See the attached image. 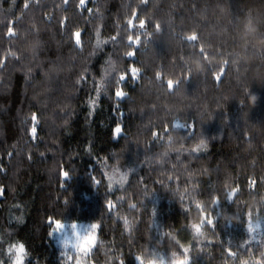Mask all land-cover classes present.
Wrapping results in <instances>:
<instances>
[{
	"label": "trees",
	"instance_id": "1",
	"mask_svg": "<svg viewBox=\"0 0 264 264\" xmlns=\"http://www.w3.org/2000/svg\"><path fill=\"white\" fill-rule=\"evenodd\" d=\"M0 190V264H75L50 217L98 225L81 264H264V0H0Z\"/></svg>",
	"mask_w": 264,
	"mask_h": 264
},
{
	"label": "snow or ice",
	"instance_id": "2",
	"mask_svg": "<svg viewBox=\"0 0 264 264\" xmlns=\"http://www.w3.org/2000/svg\"><path fill=\"white\" fill-rule=\"evenodd\" d=\"M65 3H67V0H65ZM85 3H86V0H80V5L82 7L85 5ZM24 7L25 8L28 7V3L27 2H25ZM135 17H136V13L133 12L132 19H130L128 21L129 28L135 27V25L133 23V21L135 20ZM10 25H11V22H10ZM145 25H146V22L144 20H140L138 27L140 29H143V28H145ZM156 27L159 28V25H157ZM8 35L9 36L14 35V30H13L12 27L8 28ZM74 36H75V43L77 45H79L80 44V32L79 31L75 32ZM113 39H115V37H113ZM127 39H128L129 46L139 45V43H140V37L138 35L135 38H133L132 35H129ZM187 40L188 41H196L197 40V36L194 37V38H191V39H187ZM200 51H201L202 54L204 53L202 48L200 49ZM134 55H135V49L133 48L132 50H130L128 52L127 56L128 57H133ZM140 71L141 70L138 67H134V66L130 67L127 72L120 74L119 80L117 81V83L120 84L121 82H123L126 79H128L129 76H131V78L133 80L137 79ZM160 77H161V74L158 75L157 78L160 79ZM179 83L174 84L173 88L176 85H178ZM99 90L100 89L97 88V93H99ZM114 95L119 100V99H123L125 96H127V93L122 89V87H117L116 90H115ZM246 95L247 96L251 95V93H247ZM93 103H95V102L93 101ZM240 103H241V105L245 106L247 102L245 100H241ZM36 119H37L36 115L33 114L32 120L36 121ZM174 127H176V128H189V129L192 128L191 125H182V124H179V123L174 125ZM31 131H32L33 136L35 137V134H36L35 126H33ZM121 132H122V128H121V126L118 125L114 129V136L118 137L121 134ZM157 135H158L157 133H153L154 138ZM188 135H194V130L190 131L188 133ZM203 145H204V141L201 140L200 143L194 149H192V151L193 152L198 151L200 148L203 147ZM105 175L107 176V173H105ZM62 176H63L64 180H67V179H70L71 174L67 170H65V171L62 172ZM107 179L110 182L108 184L109 190H112L113 189L112 177L107 176ZM92 182H93L94 186H98V185H100L101 180L98 179L96 176H93L92 177ZM252 183L254 184L255 181H253ZM0 194H2V190H0ZM233 194L234 193H229L228 201L232 200V195ZM213 204L215 206H217L219 204V199L218 198L213 199ZM106 207L109 210H111L112 208L115 207V204L112 201H107L106 202ZM135 207H136V205L134 204L133 208H135ZM196 207L198 209H200L201 205L197 204ZM248 215H249V221L246 224V228H247V232L249 233V237H248L247 240L243 241L239 247H244L247 244L251 243V241L253 239H255V237L252 236V233L255 232L256 231V227L259 226L258 224L256 226H254L252 224V222H251V219H250L251 213H249ZM201 216H202V224L199 223V224H193L192 225V228H193L194 232L199 231L200 227H202V225L205 224V223L208 226H211V227L215 228V220L211 217V215H206L203 212V210L201 209ZM226 222H228L229 224L232 223V221H230V220H226ZM48 223L51 226V231H50L49 235H54V234H60L61 235L60 244H61V248H62V251H61V255L62 256L66 255L68 253L69 248H71L74 252L77 253V256H80V257L83 258V257L88 256L89 253L92 251V249L96 245V244H90L88 246L86 252H81L80 251L81 242L85 239V237L88 235L89 232L96 233L98 225L90 224V225H87V226H81V225H79L77 223H74V222L66 223V222H64L62 220L54 219V218H51V217L48 219ZM69 233H71V234H69ZM176 242L179 243V241H176ZM181 247L183 248V255L186 254L189 257L187 264H190L191 258L188 255L189 248H185V247H183V245H181ZM7 252L10 255L12 264H25V259H26V256H27V249H26L25 245L22 242H16V243L11 244L7 248ZM229 254L230 255H235V253H232L231 251L229 252ZM68 259L71 260L72 256H68ZM135 259L137 260V264H143L141 256H136ZM120 264H125V262L123 260H121ZM161 264H164L163 260H161Z\"/></svg>",
	"mask_w": 264,
	"mask_h": 264
},
{
	"label": "rangeland",
	"instance_id": "3",
	"mask_svg": "<svg viewBox=\"0 0 264 264\" xmlns=\"http://www.w3.org/2000/svg\"><path fill=\"white\" fill-rule=\"evenodd\" d=\"M77 224H79L81 226H87V225L94 224V223L77 222ZM252 224L254 226H256L257 224L259 225L258 227H256V231L253 232V234H257L259 232L264 231V220H258V221L252 222ZM69 234H71V233H69ZM53 238H54L56 244L61 247V244H60L61 235L60 234H54L53 235ZM95 240H96V233L89 232L88 235L85 237V239L81 242L80 251L81 252H86L88 246L90 244H94L95 243ZM68 253H71L72 255L73 254L75 255V264H81V262H82V260H83L84 257L82 258L80 256H77V253L74 252L71 248H69ZM148 264H152V263H148Z\"/></svg>",
	"mask_w": 264,
	"mask_h": 264
},
{
	"label": "clouds",
	"instance_id": "4",
	"mask_svg": "<svg viewBox=\"0 0 264 264\" xmlns=\"http://www.w3.org/2000/svg\"><path fill=\"white\" fill-rule=\"evenodd\" d=\"M75 223V222H74Z\"/></svg>",
	"mask_w": 264,
	"mask_h": 264
}]
</instances>
